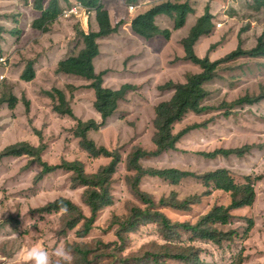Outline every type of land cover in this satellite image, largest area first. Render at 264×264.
Listing matches in <instances>:
<instances>
[{"label":"rangeland","instance_id":"obj_1","mask_svg":"<svg viewBox=\"0 0 264 264\" xmlns=\"http://www.w3.org/2000/svg\"><path fill=\"white\" fill-rule=\"evenodd\" d=\"M77 1L60 0L63 8L71 7ZM162 1L164 0H142V4L148 8ZM224 1V6L219 7L218 2L211 4L212 0H193L194 18L203 14L206 7L210 8L214 16L213 33L202 40L198 47V55L209 56L212 61L219 60L240 47L249 51L254 49L257 35L264 28V10L255 11L251 0ZM103 2L110 12L113 25H118L123 20H126V24L120 28V33L99 40L103 53L97 70L107 69L104 82L107 87L117 89L126 82L139 86L128 92L121 101L119 110L101 124L98 130L89 132V136L98 145L119 149L122 154L123 162L117 167L112 185L114 203L100 214L95 229L88 237H77L79 227L62 234L64 211L43 214L34 211V208L63 196L80 203L89 215L90 211L82 197L84 187L73 186V172L58 169L35 182L41 167L37 163L27 167L30 160L28 156L0 160V264H24L25 253L32 247H43L51 254L55 248L68 249L75 242L96 246V240H103L110 244L111 252L117 242L114 229H108L112 216L125 215L130 212L133 204H142L126 181L129 172L125 160L134 145L142 144L147 148L152 146L154 106L172 94L171 91L160 90L159 85L170 79L185 81L188 72L199 69L198 65L183 59L184 50L180 41L184 33L175 30V24L170 18L158 22L159 27L171 31L170 40L160 37L148 42L137 38L131 31V16L123 0ZM38 17L39 13L34 10L32 1L0 0V24L11 32L4 33L2 47L7 56L14 55L13 63H9L4 70L0 69V74L6 75V79L0 81L13 76L12 81L18 82L15 89L20 99L14 109H9L7 103L0 107V149L19 141H29L35 145L43 141L48 145L43 156L50 163L57 164L63 159H80L88 172H95L101 165L108 163L110 158L92 157L80 146L79 139L71 131L76 123L75 119L55 112L52 99L47 94V90L53 87L70 93L71 83L79 84L80 87L74 92L76 116L83 120L95 118L99 123L102 121L101 115L93 106L94 92L87 86L89 81L56 71L60 61L67 59L72 52L73 55L77 54L82 48L83 40L78 31L89 33L91 28H97L95 13L83 23L72 17L66 19L60 16L63 21L57 20L48 32L32 28ZM194 18L191 17L189 23ZM186 30L187 28L184 31ZM20 54L36 56L39 60L36 64L37 74L32 81H19L25 66ZM261 60L239 58L235 62L222 64L220 75L207 84L211 93L209 105L220 110L221 103L234 101L245 94H256L264 88V60ZM25 94L31 103L29 109L21 101V96L24 98ZM218 110L202 117L189 115L177 124V130L210 117L213 122L208 128L187 135L179 144V151L143 160V165L153 168L174 167L195 173L228 168L240 183L244 182L247 175H264V150L255 149L244 158L232 156L214 160L205 159L199 154L246 144L264 145V101L253 106L235 107L233 111L237 114L229 118L223 116L224 109ZM141 186L157 203L172 192H176L179 199H185L202 195L206 191L196 179H188L178 186H172L158 178L146 177ZM255 189L257 198L254 206L236 212L238 218L233 225L243 233L245 218H252L255 226L250 238L231 244L224 243L222 247L194 242L201 249L202 260L210 264H236L242 253L243 264H264V180L258 182ZM227 199L225 194L213 192L189 212L164 207L161 209L173 221H195L210 207L224 204ZM166 242L158 227L148 224L130 235L118 260L112 254L101 256L96 264H154L148 258V253L157 251V245H164ZM182 242L189 243V238L185 236ZM70 253L73 257L72 264H76L78 261L71 251ZM168 262L190 264L172 260Z\"/></svg>","mask_w":264,"mask_h":264},{"label":"trees","instance_id":"obj_2","mask_svg":"<svg viewBox=\"0 0 264 264\" xmlns=\"http://www.w3.org/2000/svg\"><path fill=\"white\" fill-rule=\"evenodd\" d=\"M23 1L33 2V8L39 13V17L33 22L32 28L42 29L43 32H48L63 10L68 8H63L60 0ZM123 1L127 5L140 2V0ZM251 1L255 11L264 10V0ZM78 2L95 12L97 28H91L89 33L78 31V35L83 40L82 48L79 49L77 54L73 55L72 52L67 59L60 61L57 64L56 71L89 81L87 86L93 89L94 92L93 106L101 115L102 121L99 123L95 118L83 120L76 116L73 106L76 98L74 92L80 87L79 84L71 83L72 91L70 93L53 87L47 90V94L52 99L55 112L75 119L76 123L72 126L71 131L74 137L79 139L80 146L92 157L104 156L110 158V160L108 163L101 165L95 172H88L84 162L80 159H63L60 163L52 164L43 156L48 146L43 141L39 145L32 144L29 141L9 144L0 149V160L6 157L28 156L30 160L27 167L34 163L41 167L40 172L35 177V182L42 180L46 175L58 169L72 171L73 186L84 187L83 202L87 205L90 214L85 213L84 207L80 203L63 196L34 208V211L43 214L64 211V223L61 233L66 234L68 231H73L79 227L76 233L77 237L84 239L95 229L100 214L113 205L112 185L114 175L118 165L123 162L119 149L113 150L107 146L98 145L89 136V132L98 130L101 124L119 110L121 101L126 98L128 92L137 89L139 86L126 82L117 89L107 87L104 85L107 69L97 70L99 58L103 53L99 40L118 33L120 26L126 20L121 21L118 25H113L110 12L103 0H78ZM191 3V0H167L154 5L148 10L138 12L131 20V30L148 42L160 37L170 40L171 31L159 27L156 22L157 17L167 16L174 22L175 30H179L186 25L188 17L194 14ZM213 21L214 16L210 8L206 7L204 14L194 21L195 23L191 24L188 35L180 41L184 50L183 59L198 65L199 69L198 71L188 72L185 81L170 79L159 85L160 90L171 91L172 94L169 98L160 100L154 106L152 146L147 148L142 144H136L126 156V169L129 172L126 181L142 204H133L130 207V212L125 215L114 214L112 216L108 229H114L117 242L115 243L116 247L111 252L110 244L105 243L103 240H96V246L86 242L71 244L68 249L78 261L76 264H96L101 256L112 254L115 260H118L130 240V235L137 233L148 224L156 225L160 234L167 241L164 245H157V251L148 253V258L152 259L154 264H169V260L190 264H210L200 258L201 249L194 242L210 243L216 247H222L224 243L231 244L250 238L249 236L255 226L254 220L245 218L246 227L243 233H240L238 228L233 227L235 225L234 220L238 218L236 212L251 209L254 206L257 198L255 186L258 182L264 180L263 174L247 175L244 177V182L240 183L237 181L234 172L228 168L195 173L174 167H146L142 163L143 160L155 159L166 153L179 151V144L187 135L199 129H206L213 122L210 117L200 122L188 124L180 130L176 129L177 124L189 115L194 114L202 117L218 110V107H213L208 103L211 93L207 84L220 75L222 64L235 62L239 58L264 60V28L257 35L256 47L250 51L240 47L216 61H212L209 56L202 57L198 55L197 48L200 40L213 33L215 28ZM4 33L10 34L11 32L0 24V57L6 55L4 47H2ZM20 56L25 66L19 81L25 83L34 80L38 59L36 56L32 57L27 54H20ZM0 69L4 70L1 66ZM13 79V76H10L9 79L0 81V88L2 87L0 90V107L7 103L9 109H14L18 100H20L15 89L18 82H13ZM22 98L21 96V101L29 109L31 103L26 98V94L23 100ZM262 101H264V88L256 94H245L234 101L223 102L220 104L219 109H224L223 116L229 118L231 115L237 114L233 111L235 107L253 106ZM255 149L264 150V145L246 144L237 148H220L212 152H201L199 154L208 160H214L218 157L227 159L232 156L244 158ZM146 177L158 178L172 186H178L188 179H196L202 183L206 191L202 195H194L185 199H179L177 193L172 192L168 197L161 198L157 203L152 195L144 191L141 186L143 179ZM213 192L225 194L228 198L226 203L213 205L195 221H173L161 209L164 207L180 212H189L192 211L194 206L201 204L204 197L211 196ZM185 236L189 238L187 244L182 242ZM236 264H243L242 253L239 255Z\"/></svg>","mask_w":264,"mask_h":264},{"label":"clouds","instance_id":"obj_3","mask_svg":"<svg viewBox=\"0 0 264 264\" xmlns=\"http://www.w3.org/2000/svg\"><path fill=\"white\" fill-rule=\"evenodd\" d=\"M131 5H135V4H131ZM129 6L130 5H128V7ZM128 11H129V9H128ZM61 15H62V13L60 14V16ZM59 17H58V20L62 18V17H60V18ZM87 27H88V24H87ZM5 56H7V55H4L2 57H5ZM2 57H0V58H2ZM8 57H9V60H8L7 64H1L0 65L4 69L7 67V65L9 63H11V64L13 63L14 55L8 56ZM1 75H4V77L3 78L0 77V79H4L6 77V75L3 73L0 74V76ZM72 259H73V257L71 255L70 251L64 247L55 248L51 254H49V252L46 249H44L43 247H32L29 250H27L25 253L24 264H72Z\"/></svg>","mask_w":264,"mask_h":264},{"label":"built area","instance_id":"obj_4","mask_svg":"<svg viewBox=\"0 0 264 264\" xmlns=\"http://www.w3.org/2000/svg\"><path fill=\"white\" fill-rule=\"evenodd\" d=\"M128 9H129L130 13H133L134 10H136V6L135 5H130L128 7ZM93 13H94V11L92 9L85 7L80 2H76L71 7L66 8L65 10H63L61 16H63L66 19L72 17V18L77 19L81 23H83L85 21H88L90 16ZM8 60H9L8 56L2 57V58H0V64H7ZM0 77L3 78L4 75H1Z\"/></svg>","mask_w":264,"mask_h":264},{"label":"crops","instance_id":"obj_5","mask_svg":"<svg viewBox=\"0 0 264 264\" xmlns=\"http://www.w3.org/2000/svg\"><path fill=\"white\" fill-rule=\"evenodd\" d=\"M164 1H167V0H164ZM164 1H162V2H164ZM192 1V6H193V9H194V7H195V5H194V3H193V0H191ZM162 2H158V3H162ZM213 2H218L217 4L218 5H220L219 7H223L224 6V3H225V1H222V0H212V2H211V4H213ZM157 3V4H158ZM136 5V11H134L133 13H130V16H131V20L135 17L134 16V14L136 15L138 12H141V11H144V10H148V9H150L151 7H153V6H150V7H148V8H146L145 7V4H142V0H140V2L139 3H137V4H135ZM125 7L128 9V5L126 4L125 5ZM194 13H195V9H194ZM204 14V13H203ZM203 14H201V15H203ZM201 15H199V16H197V17H195L194 18V14H192V15H190V17H188V20H187V22H186V25L183 27V28H181V29H179V30H176V31H181L182 33H184V36H187L188 35V33H189V30H190V27H191V24L194 22V21H196ZM191 17H193L194 18V21L192 22V23H189V18H191ZM166 18H168L167 16H165V15H162V16H159V17H157V19H156V22H157V24H158V22H159V20L160 21H162V20H166ZM60 20H62L63 21V19H60ZM58 21H56V23H57ZM195 23V22H194ZM126 24V21L120 26V28L122 29V26L123 25H125ZM128 25V24H127ZM129 25H130V29H131V22L129 23ZM120 28H119V32L118 33H120ZM187 28V30L186 31H184L185 29ZM132 31V30H131ZM113 35H115V34H113ZM110 36H112V35H110ZM110 36H108V37H110ZM134 38H138L139 36H137L136 34H135V36L134 35H132ZM208 37V36H207ZM106 38V37H105ZM140 38V37H139ZM206 39V37H204V38H202L201 40H200V42L202 41V40H205ZM198 43V47H199V45L201 44V43ZM198 49V48H197ZM39 63V60L37 61V63L36 64H38ZM36 74H37V70H36ZM71 76V75H70ZM106 77H107V75H106Z\"/></svg>","mask_w":264,"mask_h":264}]
</instances>
